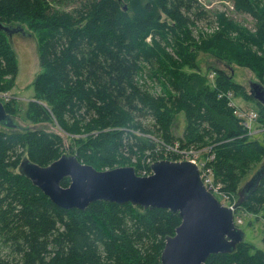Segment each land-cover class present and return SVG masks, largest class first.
I'll return each mask as SVG.
<instances>
[{
	"label": "trees",
	"instance_id": "16d2710c",
	"mask_svg": "<svg viewBox=\"0 0 264 264\" xmlns=\"http://www.w3.org/2000/svg\"><path fill=\"white\" fill-rule=\"evenodd\" d=\"M71 1L76 5L68 11L55 6L61 0H0V22L28 23L37 32L42 68L22 111L14 98L0 99L12 118L16 109L28 125L0 123V264H161L165 239L181 222L178 213L104 200L65 209L17 167L25 157L46 166L65 153L97 170L115 168L125 150L153 151L162 140L208 147L216 181L238 197L240 182L264 157V141L253 140L224 95L232 90L250 98L245 87L218 67L210 69L211 87L198 74L196 51L246 67L263 82L264 2L233 0L237 11L256 20L254 29L218 11V29L198 34L208 38L197 42L193 31L208 18L198 0ZM18 69L10 39L0 30V93L13 87ZM257 105L256 125L264 128V103ZM179 113L185 127L177 138ZM49 123L81 136L65 143ZM240 207L264 219V175ZM203 264H264V250L243 240Z\"/></svg>",
	"mask_w": 264,
	"mask_h": 264
},
{
	"label": "water",
	"instance_id": "95a60500",
	"mask_svg": "<svg viewBox=\"0 0 264 264\" xmlns=\"http://www.w3.org/2000/svg\"><path fill=\"white\" fill-rule=\"evenodd\" d=\"M0 30L9 38L15 32L27 34L21 25L2 22ZM249 94L264 103V87L258 81L249 84ZM0 123L16 127L1 100ZM150 168L148 176L136 174L133 166L97 170L65 153L46 166L25 157L17 167L54 204L65 209L83 210L91 202L104 200L178 213L181 222L165 239L161 264H203L211 254L233 252L244 240L243 230L234 224L232 209L205 188L195 163L162 159L151 163ZM263 175L264 164L240 189L235 207L256 189ZM65 177L69 178L67 186L61 184Z\"/></svg>",
	"mask_w": 264,
	"mask_h": 264
},
{
	"label": "rangeland",
	"instance_id": "374dc122",
	"mask_svg": "<svg viewBox=\"0 0 264 264\" xmlns=\"http://www.w3.org/2000/svg\"><path fill=\"white\" fill-rule=\"evenodd\" d=\"M52 3H55L57 0H51ZM203 9L207 12L208 18L198 21L197 27L194 29L195 41L199 42L201 39H206L208 37L200 38L198 34H211L218 29V24L216 20L215 13L216 12H224L226 15L239 22L242 26L247 27L249 29H254L255 27V19L248 13L237 11L234 7L233 0H198ZM264 2V0H262ZM76 5L71 0H61V3H55V6L58 9H65L71 11V8ZM14 25H19V23H14ZM23 32L27 34H23L20 32H15L10 38V42L17 56L18 61V73L13 79V87L10 90H6V92L0 93V99H6L8 101L10 99H15L17 102L13 103L14 106L17 105L18 109L22 111L26 103L33 99V88L31 86L35 77L42 71L39 62V54H38V45L39 40L37 36V32L30 29L28 23L20 24ZM196 60L199 65V73L206 77L209 85L212 87V77L213 73H211L210 69L214 67H218L226 70L231 76H233V81L243 85L245 87L246 94L248 93L249 84L253 81H259L260 78L250 69L246 67H240L236 64H231L228 66L225 61H221L213 57L209 52H205L202 50L196 51ZM234 68H233V67ZM184 70L192 73L190 68L185 67ZM212 76V77H210ZM159 89V88H158ZM226 96V92H224ZM236 96L237 104L243 108L248 109L252 108L254 110L258 109L257 102L254 99L248 97V95ZM11 102V100H10ZM14 122L16 123L15 128H21L28 126L27 122L23 121L17 110L15 109V113L13 114ZM142 122L147 125L150 123V119L148 117L142 118ZM45 126L55 132H59L63 136V141L71 143L72 139L80 137L81 134L69 135L61 130L54 123L45 124ZM185 127V119L184 114L179 113L177 118L174 121L173 125V133L178 138L183 133ZM253 132L252 136H255L253 140H256L260 143L264 141V128L259 125L258 128H252ZM161 146H157L153 151H144V152H135L133 155L128 154L127 152H122L123 159L118 157V162L113 165V167L120 166H133L136 174L142 175L145 171L149 170V164L153 161L157 160H178V155L176 152L170 149H166L163 147V144H166L162 140L160 141ZM170 144V143H167ZM166 144V145H167ZM171 145V144H170ZM259 161V162H258ZM264 161L263 159H258L252 164L250 172L242 179L239 184V187L243 186V184L250 179V177L254 174V172L258 169L260 164ZM112 167V165H111ZM109 166L101 167V169H109ZM219 183V182H218ZM221 186L222 184L219 183ZM232 196L231 198L235 201L238 199L233 192L229 191ZM233 209L235 210V216H238L241 219L242 224H238V227L241 228L244 232V241L251 243L255 248H259L264 250V243L262 241V237L264 235V219L262 215H254L249 213L246 209L242 207H235L233 205Z\"/></svg>",
	"mask_w": 264,
	"mask_h": 264
},
{
	"label": "built area",
	"instance_id": "2783aa9c",
	"mask_svg": "<svg viewBox=\"0 0 264 264\" xmlns=\"http://www.w3.org/2000/svg\"><path fill=\"white\" fill-rule=\"evenodd\" d=\"M226 94L233 101V93L231 91H226ZM233 113L239 119L241 125L251 129L253 124L251 123L249 118H246L245 115L241 112L233 111ZM166 144H163L162 146L166 149H170L176 152L179 157L178 160L187 159L195 163L198 167L200 178L202 179V182L206 189L213 193L223 205L233 209L235 200L231 198L232 194L229 191L224 190L214 177V172L210 165V162L215 159V156L213 153L208 154L205 152L206 148L208 147L198 148L191 145L189 147L183 148L178 144ZM149 173V171H145L142 175H146ZM236 222L241 223V219L237 217Z\"/></svg>",
	"mask_w": 264,
	"mask_h": 264
},
{
	"label": "bare ground",
	"instance_id": "6f19581e",
	"mask_svg": "<svg viewBox=\"0 0 264 264\" xmlns=\"http://www.w3.org/2000/svg\"><path fill=\"white\" fill-rule=\"evenodd\" d=\"M225 95V94H224ZM226 99L227 102L230 106L233 107V111H237V112H241L245 115L246 118H249L252 124L256 125L257 119H258V113L256 110L252 109V108H248V109H243L241 108L239 105L235 104L226 94ZM243 126V125H242ZM245 130L248 132V134H253V132L251 131V129H249L248 127H245Z\"/></svg>",
	"mask_w": 264,
	"mask_h": 264
},
{
	"label": "flooded vegetation",
	"instance_id": "af4514ba",
	"mask_svg": "<svg viewBox=\"0 0 264 264\" xmlns=\"http://www.w3.org/2000/svg\"><path fill=\"white\" fill-rule=\"evenodd\" d=\"M251 177H252V176H251ZM251 177H250V178H251ZM247 181H248V180H247ZM247 181H246V182H247ZM246 182H245V183H246ZM245 183H244V184H245Z\"/></svg>",
	"mask_w": 264,
	"mask_h": 264
}]
</instances>
